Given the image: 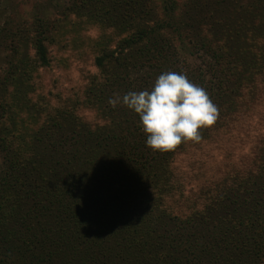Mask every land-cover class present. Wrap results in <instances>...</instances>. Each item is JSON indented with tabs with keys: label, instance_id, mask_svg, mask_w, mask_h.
Here are the masks:
<instances>
[{
	"label": "trees",
	"instance_id": "16d2710c",
	"mask_svg": "<svg viewBox=\"0 0 264 264\" xmlns=\"http://www.w3.org/2000/svg\"><path fill=\"white\" fill-rule=\"evenodd\" d=\"M110 1L117 19L95 20L115 37L74 53L39 20L15 47L14 73L27 79L0 98V264H264V0H193L191 22L162 19L157 28H133L124 18L147 13L151 0ZM187 25L211 54L206 72L177 66L172 37L145 41L171 26L183 44ZM61 57L86 66L71 77L73 90L57 79L67 73ZM166 71L185 73L218 108L193 149L206 173H221L208 185L180 189L175 181L174 169H187L188 143L153 151L138 114L120 104L107 111L101 102L102 93L131 91L134 74L143 87L146 74ZM28 87L31 97L41 93L34 109L16 103ZM96 114L104 123L93 121ZM243 130L253 142L232 161L228 143ZM229 161L241 170L223 172ZM197 191L203 206H195Z\"/></svg>",
	"mask_w": 264,
	"mask_h": 264
},
{
	"label": "rangeland",
	"instance_id": "374dc122",
	"mask_svg": "<svg viewBox=\"0 0 264 264\" xmlns=\"http://www.w3.org/2000/svg\"><path fill=\"white\" fill-rule=\"evenodd\" d=\"M81 1L82 0H0V98L4 95L6 87L9 86L7 93L9 94L13 92L12 89H19L17 86L20 84L21 79L22 81L27 79L26 76L21 74V70L14 73L17 69L15 62V47L24 42L22 40L24 39V36H29V34L35 30L34 25L37 24L39 20L54 27L57 40H60L61 43L64 41L63 45L67 47L66 49H71L74 53L76 52V49L80 48L78 46L89 44L91 41L95 42L97 40L96 38L105 37L106 35H112V37H115V35H117L113 31L104 30L98 26V23L96 22V20L102 21V18L105 20L110 19L111 21L117 19V11L112 6L114 3L110 0H107L106 2L103 0H86L82 7V4H80ZM192 1L193 0H168L165 3L161 0H151L148 8L149 11L147 13L146 11L144 12L143 10L138 9L135 13L136 15H132V12H129L127 17L124 18H127V22H129L133 28H149L150 26L157 28L158 21H161L162 19H165L170 23L179 22L181 25H186L188 22H191L187 12L190 9L189 5ZM69 13L70 15H76V17H68ZM196 29L195 25H187L183 28V44L171 26H166L162 29L150 32L145 38V41L150 46L155 40H159L157 43H160L161 39L163 40L166 37H172V39H175V44L178 47L177 66L187 71V73L192 72L193 74H198L201 73V71H207L208 63L212 58L211 54L208 53L205 48L200 47L201 43L198 40V36L201 34L196 31ZM69 58L73 59L74 55L69 54ZM57 63L58 65H62V63L68 64L67 73L65 74V71H62L65 75L58 74L57 79H65L67 81L66 86L73 90V87L70 85L71 77H79L78 73L80 67H84L86 70V66L82 64L81 60L71 62L67 57H61ZM9 76H11L10 79ZM145 77L147 84L146 86L141 87L139 85V77L136 74L132 75L131 79L135 80V82L129 86L130 90L139 92L152 89L158 74L156 72L152 74L151 72L150 75L146 74ZM210 78L211 76L207 74L205 80L209 81ZM137 85L140 87H137ZM125 91L128 92V90L122 86L118 90L116 89L101 94L103 97L101 102L105 105L107 111H111V108L113 109V105L109 103L110 98H115L116 95L123 97ZM30 92L31 89L28 87L19 93L18 96H15L16 103L21 104L23 107L34 109L35 103L33 102L36 100V97H41V93L36 94L34 92L31 97ZM262 104L264 105V100L262 101ZM121 106H123L122 103L120 104V107ZM99 119L104 123V120L101 119L98 114L94 116L93 121ZM90 124L98 125L97 122ZM238 134V138L234 137L232 142L228 143L229 145L227 144L229 150L234 153L232 159H230L232 161H239L242 156V146L246 141L249 143L253 142V139H251L249 134L245 133L244 130ZM233 135L235 134H231V136ZM257 140L258 139H256L254 143H257ZM197 142L198 141H189L185 143H188V146L185 149L188 154L187 169L183 172H179L178 168H176V170L174 169L176 176L175 181L180 186V189L184 186H190L194 181H198V183L206 181L208 185L211 183L209 180L212 179V181H214V179L219 178L218 175L221 174L219 170H217L216 173L213 172V175L208 174V172L206 173V170L203 169L202 163L198 159H193L194 155H196V153L193 152V149ZM198 150L202 151L201 148ZM2 154V150L0 149V167L3 166ZM232 164L236 163H230L229 161L226 166L222 168V171L226 173L228 171L237 172L241 170V167H228ZM256 167H259V164ZM250 168L246 169V167H243L242 169L252 172V169ZM200 191L191 194L196 198V202L199 201L195 205L196 207H199L200 205L203 206L204 203L203 200L200 199ZM179 194H181V190L179 191ZM176 197L179 200L184 198L182 195H176ZM179 200L175 199L174 205H176ZM173 207H168L167 211L174 209ZM213 246L216 247V243H214Z\"/></svg>",
	"mask_w": 264,
	"mask_h": 264
},
{
	"label": "clouds",
	"instance_id": "9594fccd",
	"mask_svg": "<svg viewBox=\"0 0 264 264\" xmlns=\"http://www.w3.org/2000/svg\"><path fill=\"white\" fill-rule=\"evenodd\" d=\"M109 103L123 104L138 114L147 134L146 146L153 151L171 152L187 141H200L201 129L213 126L217 106L207 91L190 81L185 73H161L152 89L128 91Z\"/></svg>",
	"mask_w": 264,
	"mask_h": 264
}]
</instances>
